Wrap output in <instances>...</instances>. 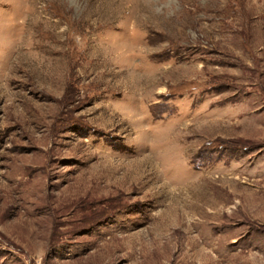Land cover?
Returning <instances> with one entry per match:
<instances>
[{"label":"rangeland","instance_id":"rangeland-1","mask_svg":"<svg viewBox=\"0 0 264 264\" xmlns=\"http://www.w3.org/2000/svg\"><path fill=\"white\" fill-rule=\"evenodd\" d=\"M0 264H264V0H0Z\"/></svg>","mask_w":264,"mask_h":264},{"label":"bare ground","instance_id":"bare-ground-1","mask_svg":"<svg viewBox=\"0 0 264 264\" xmlns=\"http://www.w3.org/2000/svg\"><path fill=\"white\" fill-rule=\"evenodd\" d=\"M73 204V203H72ZM72 204H69V206L70 205H72ZM58 206V205H57ZM65 208H66V206H64ZM66 210V209H65ZM63 208L62 207H60V208H58V207H55V208H52V210H51V215H53V216H55L56 217V215L57 214H62L63 213ZM68 211V210H67ZM63 215V214H62ZM54 217V218H55ZM55 220H57V218L55 219ZM58 222V221H57Z\"/></svg>","mask_w":264,"mask_h":264}]
</instances>
